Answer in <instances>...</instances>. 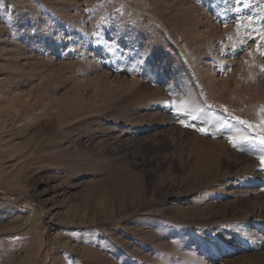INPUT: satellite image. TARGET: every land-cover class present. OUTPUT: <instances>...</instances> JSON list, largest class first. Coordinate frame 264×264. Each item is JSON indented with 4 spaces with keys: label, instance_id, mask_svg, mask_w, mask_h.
I'll list each match as a JSON object with an SVG mask.
<instances>
[{
    "label": "rangeland",
    "instance_id": "obj_1",
    "mask_svg": "<svg viewBox=\"0 0 264 264\" xmlns=\"http://www.w3.org/2000/svg\"><path fill=\"white\" fill-rule=\"evenodd\" d=\"M262 121L264 0H0V264H264Z\"/></svg>",
    "mask_w": 264,
    "mask_h": 264
},
{
    "label": "snow or ice",
    "instance_id": "obj_2",
    "mask_svg": "<svg viewBox=\"0 0 264 264\" xmlns=\"http://www.w3.org/2000/svg\"><path fill=\"white\" fill-rule=\"evenodd\" d=\"M181 124L184 123L183 120L180 121ZM241 123H247L246 121H241ZM249 127H252L249 125ZM199 131L205 132V129L200 128ZM261 133L259 136H245L242 138L243 143L255 145L259 143L260 145L264 146V121H262L261 125ZM260 164H261V170L264 171V156L260 157Z\"/></svg>",
    "mask_w": 264,
    "mask_h": 264
},
{
    "label": "bare ground",
    "instance_id": "obj_3",
    "mask_svg": "<svg viewBox=\"0 0 264 264\" xmlns=\"http://www.w3.org/2000/svg\"><path fill=\"white\" fill-rule=\"evenodd\" d=\"M115 171V170H114ZM113 172V171H112ZM111 174H113V173H111ZM117 184H118V188L119 189H122V187H123V182L122 181H119V182H117ZM107 185H109V183H107ZM106 188V187H105ZM92 189V188H91ZM102 189H104V188H102ZM101 189V190H102ZM103 192V194H104V191H102ZM105 193H107L108 194V192L106 191ZM100 194V193H99ZM120 196H119V198L121 199L122 198V195L121 194H119ZM134 195H136V194H134ZM100 196H102L103 197V195H100ZM105 196V195H104ZM108 196V195H107ZM106 196V197H107ZM112 198V197H111ZM132 198H134V197H132ZM136 198H137V196H136ZM112 200V199H111ZM110 200V201H111ZM135 200V199H134ZM104 201V199L102 200V202ZM125 202V201H124ZM101 203V202H100ZM112 203V202H111ZM111 203H109V204H111ZM103 203H101V205H102ZM108 204V203H107ZM123 205V204H122ZM123 206H126V205H123ZM103 207V206H102ZM101 207V208H102ZM95 208V207H94ZM104 210V209H103Z\"/></svg>",
    "mask_w": 264,
    "mask_h": 264
}]
</instances>
